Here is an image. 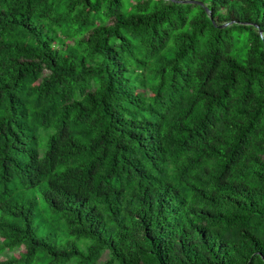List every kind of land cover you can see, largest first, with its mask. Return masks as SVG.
Listing matches in <instances>:
<instances>
[{
	"label": "trees",
	"instance_id": "trees-1",
	"mask_svg": "<svg viewBox=\"0 0 264 264\" xmlns=\"http://www.w3.org/2000/svg\"><path fill=\"white\" fill-rule=\"evenodd\" d=\"M20 249L0 264H264V0H0Z\"/></svg>",
	"mask_w": 264,
	"mask_h": 264
},
{
	"label": "rangeland",
	"instance_id": "rangeland-1",
	"mask_svg": "<svg viewBox=\"0 0 264 264\" xmlns=\"http://www.w3.org/2000/svg\"><path fill=\"white\" fill-rule=\"evenodd\" d=\"M24 198L34 202L35 212H37L39 216L41 217L55 216L53 211L44 203L41 196L36 190H33V189L26 190L24 192ZM23 251H24L23 249H20L19 251H14V252L7 251L5 253H2V251H0V262L5 261L9 255H13L16 258H18L19 254Z\"/></svg>",
	"mask_w": 264,
	"mask_h": 264
},
{
	"label": "water",
	"instance_id": "water-1",
	"mask_svg": "<svg viewBox=\"0 0 264 264\" xmlns=\"http://www.w3.org/2000/svg\"><path fill=\"white\" fill-rule=\"evenodd\" d=\"M184 3H192V1H183ZM193 3H197V2H193ZM223 27V26H221Z\"/></svg>",
	"mask_w": 264,
	"mask_h": 264
}]
</instances>
